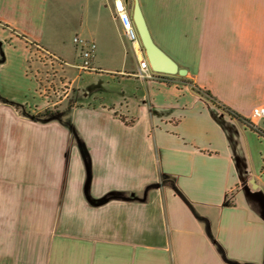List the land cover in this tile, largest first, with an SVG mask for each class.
I'll use <instances>...</instances> for the list:
<instances>
[{"label": "crops", "instance_id": "0c3cea01", "mask_svg": "<svg viewBox=\"0 0 264 264\" xmlns=\"http://www.w3.org/2000/svg\"><path fill=\"white\" fill-rule=\"evenodd\" d=\"M139 2L189 82L146 76L134 0H0V264H264V137L193 89L264 131V0ZM47 69L68 103L35 119Z\"/></svg>", "mask_w": 264, "mask_h": 264}, {"label": "water", "instance_id": "95a60500", "mask_svg": "<svg viewBox=\"0 0 264 264\" xmlns=\"http://www.w3.org/2000/svg\"><path fill=\"white\" fill-rule=\"evenodd\" d=\"M133 20L151 71L157 75L186 77L188 70L181 68L173 58L155 43L139 0H134ZM253 183H255V180Z\"/></svg>", "mask_w": 264, "mask_h": 264}, {"label": "built area", "instance_id": "2783aa9c", "mask_svg": "<svg viewBox=\"0 0 264 264\" xmlns=\"http://www.w3.org/2000/svg\"><path fill=\"white\" fill-rule=\"evenodd\" d=\"M126 35L133 44H141L137 29L130 23H128L126 26ZM74 43L79 49L80 64L78 67L83 71L98 72L99 69L96 68L93 64L96 55L97 44L93 41H89L80 37H75ZM36 49L52 62L59 61L58 56L54 55L50 51H46L45 49H43V47L37 46ZM148 65V62L146 61L141 62V68L143 70L148 69ZM145 74L148 77H153L154 75V73L151 72H145ZM253 118L257 121L264 119V106L256 107L253 110Z\"/></svg>", "mask_w": 264, "mask_h": 264}, {"label": "rangeland", "instance_id": "374dc122", "mask_svg": "<svg viewBox=\"0 0 264 264\" xmlns=\"http://www.w3.org/2000/svg\"><path fill=\"white\" fill-rule=\"evenodd\" d=\"M36 50V47H35ZM38 55V54H36ZM38 59L44 63L47 58L44 55H39ZM51 63V62H50ZM80 64V63H79ZM48 66V64H46ZM50 69L45 70V76L49 73ZM52 74V75H51ZM50 76L47 75L46 79V87H47V95L51 99L49 100V104H47V108L39 112V114L34 115L35 119H44L48 117H52L53 115L58 114L60 111H62L67 103H68V93L70 89V85L67 81V79H64L63 77H60L58 79L57 75L55 76L56 72H51ZM181 77H179V80ZM181 81V80H180ZM48 100V99H47ZM17 110H19L21 113L27 112V110L20 105L16 106ZM28 114V113H27ZM31 115V114H28Z\"/></svg>", "mask_w": 264, "mask_h": 264}, {"label": "trees", "instance_id": "16d2710c", "mask_svg": "<svg viewBox=\"0 0 264 264\" xmlns=\"http://www.w3.org/2000/svg\"><path fill=\"white\" fill-rule=\"evenodd\" d=\"M165 79H170L169 77H165ZM182 82H189V80H187V77H181L180 79ZM193 89L198 92L199 94H202L204 96H207L211 102L216 105L218 108L222 109L223 111H225L226 113H228L230 116H232L233 118L247 123L251 128H253L254 130H256L261 136L264 137V131L262 129H260L259 127H257L256 125H254L253 123H251L250 121H248L247 119L243 118L241 115H239L237 112H235L234 110H232L231 108L219 103L208 91H205L203 89H201L200 87H198L197 85L193 86ZM4 102H8V101H4ZM14 106H18L16 104H14ZM80 148H81V153L86 165V169H87V174H88V179H87V184L86 187L88 188L91 182V162H90V155L88 150L86 149L85 145L83 143L80 144ZM120 198H125L124 195L122 193H117V192H113V193H109L108 195H106L105 197H103L102 199L99 200H92V202L94 204H105L107 202H109L110 200L113 199H120Z\"/></svg>", "mask_w": 264, "mask_h": 264}]
</instances>
